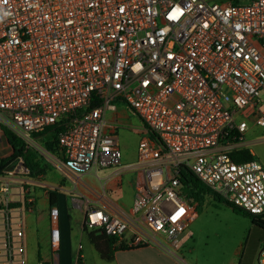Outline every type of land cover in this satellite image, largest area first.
I'll return each instance as SVG.
<instances>
[{
	"label": "built area",
	"instance_id": "2783aa9c",
	"mask_svg": "<svg viewBox=\"0 0 264 264\" xmlns=\"http://www.w3.org/2000/svg\"><path fill=\"white\" fill-rule=\"evenodd\" d=\"M120 107L144 134L133 204L88 208L85 229L104 231L118 249L176 255L199 217L187 170L264 219L263 164L231 155L264 130V0H0V127L29 145L73 117L59 152L65 172L81 177L123 165L122 125L111 119ZM29 178L22 158L1 170L0 264L28 263L25 220L9 205L18 183L24 210L34 209L22 188ZM51 220L58 233L59 213Z\"/></svg>",
	"mask_w": 264,
	"mask_h": 264
},
{
	"label": "crops",
	"instance_id": "0c3cea01",
	"mask_svg": "<svg viewBox=\"0 0 264 264\" xmlns=\"http://www.w3.org/2000/svg\"><path fill=\"white\" fill-rule=\"evenodd\" d=\"M129 112L130 110L125 107H120L117 116L111 119L120 122L122 126L127 125ZM2 143L9 149V145L3 135L0 144ZM121 152L124 156L123 165L118 168L105 170L107 174L104 179L100 178L102 179L100 185L86 182L88 180H83V176L80 177L72 173L68 175V172H65L62 153L58 152L57 155L60 156L62 164L58 165L56 174L52 175L54 184L33 177L26 180V186L36 198V204L32 211L24 210L20 195V185L17 183L14 186L11 200L12 204L15 205L11 208V214L14 218L23 216L25 220L27 264H36L38 261H45L51 264H77L79 255L82 264H205L200 261L198 256H194L193 248H186L193 238L189 230H186L181 236V248L176 255L150 246L125 250L119 249L111 261H105L101 258L92 244L89 234L85 232V211L88 208H112L118 211L131 209L138 174L135 180L127 178V175L136 170L135 163L138 148L132 155L122 149ZM62 176L69 187L62 186L58 188V185L55 184L62 181ZM77 180L83 181L84 184H80ZM54 188H58L61 191L58 193L57 205L51 207L49 192ZM73 189L80 191L79 197H69V192ZM101 196H104L103 201L100 200ZM2 200L3 196L0 194V208ZM53 212L59 213L58 233H53L51 220ZM44 218L47 220V225L39 227V223ZM78 234H80V239L75 240ZM85 237L89 241L82 244ZM80 245L83 247L81 251L79 250ZM225 264H264V252L260 250V245L257 241L249 239L246 245H242L236 251V257Z\"/></svg>",
	"mask_w": 264,
	"mask_h": 264
},
{
	"label": "rangeland",
	"instance_id": "374dc122",
	"mask_svg": "<svg viewBox=\"0 0 264 264\" xmlns=\"http://www.w3.org/2000/svg\"><path fill=\"white\" fill-rule=\"evenodd\" d=\"M141 130V121L130 111L128 124L122 126L117 132L119 145L123 151L125 150L132 155L137 150L140 140L144 137ZM248 140L256 142L248 149L255 156V159L264 166V130L252 129L248 134ZM0 146L3 150L2 156L4 158L9 157L11 152L8 147L3 143ZM29 148L38 154L41 161V171L37 172L33 178L54 184L52 175L56 174L58 165L62 164L60 156L47 150L41 140L38 139L33 138ZM106 174L105 170H99L97 173L94 170L83 176V180L87 179L88 181L86 182L100 185ZM30 177L32 176L30 175ZM127 178L135 180L137 178L136 170L128 174ZM65 182L62 176V181L55 184L58 185V188L62 186L69 187ZM81 183L84 184L83 181ZM22 188L26 191L28 186L22 185ZM58 188L52 189L51 192L59 193L61 190ZM79 193L80 191L73 189L69 192V197H79ZM191 202L194 206L197 205L196 209L199 217L187 229L192 233L193 238L186 248H193L194 256H198L201 262L205 264H225L236 257V251L242 245H246L249 239L257 241L260 245V250L264 252V230L253 226L249 218L235 213L224 203L214 200L211 195L206 194L201 199H192ZM44 225H47L46 218L38 226ZM79 235L75 237L77 238L75 240L80 239ZM83 239L82 244L89 241L86 237Z\"/></svg>",
	"mask_w": 264,
	"mask_h": 264
},
{
	"label": "trees",
	"instance_id": "16d2710c",
	"mask_svg": "<svg viewBox=\"0 0 264 264\" xmlns=\"http://www.w3.org/2000/svg\"><path fill=\"white\" fill-rule=\"evenodd\" d=\"M73 119L63 120L56 125L50 126L45 129L42 133L34 134L33 138L41 140L44 147L50 152L58 153L60 151L58 138L63 133L67 125ZM2 135L9 145V150L11 155L4 158L0 162V173L1 170L7 167L12 161L18 158H22L25 162V167L30 171V175L34 177L37 172L41 171V161L38 154L29 148V145L14 134L11 130L6 127L1 126ZM234 161L238 163L248 162L255 159V156L248 149H243L231 154ZM184 183L186 184V195L189 199H201L206 194L211 195L212 198L220 203H224L229 208H231L235 213L240 214L246 218H249L253 226L264 230V219L262 217L248 213L240 208L228 203L227 201L220 198L213 191H211L202 181L196 177L192 172L186 171L183 173ZM50 205L54 207L58 203V193L53 191L49 193ZM15 204H10L12 208ZM85 232L89 234L90 240L94 245L95 249L105 261H111L114 259L115 253L118 248L115 247L116 240L107 236L104 231H92L89 232L85 229ZM125 250V249H122Z\"/></svg>",
	"mask_w": 264,
	"mask_h": 264
}]
</instances>
